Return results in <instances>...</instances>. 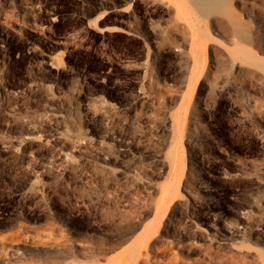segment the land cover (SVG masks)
<instances>
[{"label": "rangeland", "instance_id": "obj_1", "mask_svg": "<svg viewBox=\"0 0 264 264\" xmlns=\"http://www.w3.org/2000/svg\"><path fill=\"white\" fill-rule=\"evenodd\" d=\"M0 264H264V0H0Z\"/></svg>", "mask_w": 264, "mask_h": 264}, {"label": "bare ground", "instance_id": "obj_2", "mask_svg": "<svg viewBox=\"0 0 264 264\" xmlns=\"http://www.w3.org/2000/svg\"><path fill=\"white\" fill-rule=\"evenodd\" d=\"M194 2L197 3V4H200V5H207V6L210 7V5H214L215 6L216 3H217V0H194ZM174 163H175V161H174ZM172 164H173V162H172ZM193 198L196 199V195H194Z\"/></svg>", "mask_w": 264, "mask_h": 264}]
</instances>
